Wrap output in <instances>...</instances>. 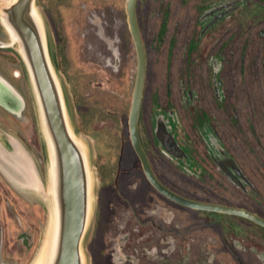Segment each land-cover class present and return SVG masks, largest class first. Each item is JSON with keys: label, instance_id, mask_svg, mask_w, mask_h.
Masks as SVG:
<instances>
[{"label": "rangeland", "instance_id": "374dc122", "mask_svg": "<svg viewBox=\"0 0 264 264\" xmlns=\"http://www.w3.org/2000/svg\"><path fill=\"white\" fill-rule=\"evenodd\" d=\"M241 1L242 31L247 36L250 31L257 35L259 27L256 17L259 12L264 15V8L256 6V0ZM126 2L37 0L66 110L73 130L84 140L93 175L91 216L82 246L84 264H264V228L242 217L190 209L169 199L165 200V210L157 208L153 212L151 209L148 220L143 215L138 216L133 207H128L118 216L114 213L115 209L110 207H106L104 212L100 210L97 201L99 182L94 167L98 153L95 146L97 140L92 135H81L79 122L83 113H87L89 123L100 119H122L125 123L119 125V130L124 127L125 135H129L127 124L137 74V53L129 29ZM175 3L179 6V1L175 0ZM1 5L2 0L0 8ZM160 6V0H137L141 33L145 35L150 48L147 54L149 87L157 86L156 74L160 69L159 53L154 50L158 38ZM177 10L175 8L174 13ZM93 14L102 15L103 21L108 19L109 23L103 24L102 40L96 44V51L103 62L102 70L113 73L109 79L106 78L109 73L84 74L86 72L82 68L84 65L80 56L85 44L83 34L87 31L94 35L95 27L86 21ZM235 17L238 19L239 15ZM237 24L232 22V34L238 30L240 25ZM105 29L111 33L112 42ZM256 35L249 36L252 42ZM235 39L242 40V34ZM0 41L6 45L0 47V76L16 90L21 99V102L17 101L16 110L0 103V154L9 156L8 160L12 156L13 161L10 163L13 165L17 158L18 163L30 166L38 173L45 190L48 154L39 107L26 66L17 51L18 46L1 21ZM105 60L110 63L108 68H105ZM231 66L232 72H241L240 78H232L231 92L232 95L239 94L238 91L242 90L245 94L242 103L245 104L243 108L246 116L245 132L237 131V139L231 145L241 156H245L243 166L255 188L242 192L231 184L229 190H224L222 182L218 180L221 176L216 175L217 171L206 159H198L203 165L193 172L184 168L180 173L172 170L181 180L178 193L185 197L236 205L264 215V123L259 127V123L264 121L260 118L264 112H258L259 104L256 101V84L259 83L256 73L261 65L248 63ZM243 72L247 75L244 76ZM96 82L104 84L97 85ZM96 86L101 88L95 89ZM84 102L93 105L94 109L85 108L82 105ZM85 109L88 111H83ZM191 126L189 121L186 126L179 125L176 129L182 134L185 130L193 131ZM199 144L204 146L202 142ZM25 188L0 167V264H35L45 247L49 227L46 201Z\"/></svg>", "mask_w": 264, "mask_h": 264}, {"label": "flooded vegetation", "instance_id": "af4514ba", "mask_svg": "<svg viewBox=\"0 0 264 264\" xmlns=\"http://www.w3.org/2000/svg\"><path fill=\"white\" fill-rule=\"evenodd\" d=\"M177 1L179 6L175 0H160L158 38L154 45V50L159 53L160 69L156 74L157 86L149 87L147 55L146 87L139 117L142 147L157 178L176 193L181 190L182 184L172 169L179 173L182 168L193 172L203 165L198 159L210 162L217 171L216 175L221 176L218 180L222 182L224 190H229L233 184L242 192L252 191L255 187L243 166L245 156H241L231 145L237 139V131L245 132L243 127L246 120L245 104L242 103L245 94L242 90L238 91L239 94L232 95L231 92V80L240 78L241 72H232L231 65H261L256 73L259 79L256 101L259 104L258 112L263 113L264 15L259 12L256 17L258 34L250 31L247 36L241 28V0ZM256 6L264 8V0H256ZM175 8L178 10L174 13ZM237 15L238 19L235 17ZM86 21L95 27V33L93 35L86 31L83 34L85 44L80 59L86 72L84 74L96 75L104 71L96 44L102 40L103 24L109 23L108 19L103 21L102 15L97 14ZM232 22L239 23L242 40L235 39L240 36L238 30L231 33ZM105 32L112 42L111 33L107 29ZM255 35L256 39L252 42L250 38ZM143 39L148 54L150 48L145 35ZM109 64L105 60V68ZM104 72L109 73L107 79L113 75L108 70ZM243 75L247 73L243 72ZM82 105L87 109L93 108L88 102ZM86 114L80 116L79 131L84 137L92 135L97 140L95 146L98 153L94 167L99 182L97 201L100 210L104 212L106 207H110L115 209L114 213L118 216L128 207H133L136 214L143 215L145 220L149 219L151 209L153 212L157 208L165 210L167 198L147 178L132 145L130 131L129 135H125L124 127L119 130V125L125 121L100 119L89 123ZM260 118L264 119V116ZM189 121L193 131L185 130L180 134L176 127L186 126ZM263 123L260 122L259 127ZM127 128L129 130V122ZM201 142L204 146L199 144Z\"/></svg>", "mask_w": 264, "mask_h": 264}, {"label": "water", "instance_id": "95a60500", "mask_svg": "<svg viewBox=\"0 0 264 264\" xmlns=\"http://www.w3.org/2000/svg\"><path fill=\"white\" fill-rule=\"evenodd\" d=\"M0 21L18 46L39 107L48 154L46 189L38 173L24 163H10L13 157L0 154V167L27 191L44 198L49 227L43 252L35 264H84L83 240L89 228L92 209V174L84 140L76 134L68 116L63 93L54 70L37 0H2ZM126 11L137 53V74L129 112L132 145L152 186L167 199L195 210L238 216L264 228V217L233 205L197 201L174 192L155 175L140 140L141 113L147 51L137 16V0H127ZM0 47H6L0 41ZM21 102L16 90L0 76V103L16 110ZM27 166V167H26ZM30 188V189H28Z\"/></svg>", "mask_w": 264, "mask_h": 264}, {"label": "trees", "instance_id": "16d2710c", "mask_svg": "<svg viewBox=\"0 0 264 264\" xmlns=\"http://www.w3.org/2000/svg\"><path fill=\"white\" fill-rule=\"evenodd\" d=\"M236 206V205H235ZM245 209H247V208H245ZM248 210H251V209H248ZM251 211H253V210H251ZM257 213V212H256ZM262 217H264V215H262V214H260ZM263 228V227H262Z\"/></svg>", "mask_w": 264, "mask_h": 264}]
</instances>
